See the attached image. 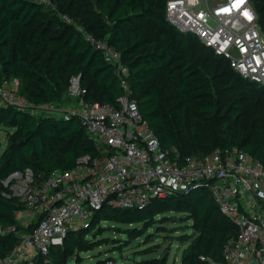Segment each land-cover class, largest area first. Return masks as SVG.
Here are the masks:
<instances>
[{
  "label": "trees",
  "instance_id": "obj_1",
  "mask_svg": "<svg viewBox=\"0 0 264 264\" xmlns=\"http://www.w3.org/2000/svg\"><path fill=\"white\" fill-rule=\"evenodd\" d=\"M167 1L0 0V82L18 80L20 95L41 107L60 104L71 79L78 77L88 102L119 107L127 94L123 80L77 29L81 26L121 53L131 96L164 148L176 146L183 156H204L217 148L237 147L264 165V88L236 72L195 34L171 25ZM251 2L264 32V0ZM0 126L12 130L0 155V181L31 169L40 185L56 170L75 168L81 157L95 160L101 155L75 117L0 105ZM3 190L0 226L22 228L16 213L24 206ZM170 221L192 223L191 234L166 238L188 243L180 264L224 263L226 246L238 235L210 190L202 187L154 200L141 210L105 206L86 227L69 231L62 246L38 255L34 264H71L73 258L74 264H106L114 258L85 260L80 254L111 243L99 238L108 231L125 234L128 243L154 228L158 234L167 232L164 223ZM16 244L17 236L0 238V256H9ZM168 253L142 264H167Z\"/></svg>",
  "mask_w": 264,
  "mask_h": 264
},
{
  "label": "built area",
  "instance_id": "obj_2",
  "mask_svg": "<svg viewBox=\"0 0 264 264\" xmlns=\"http://www.w3.org/2000/svg\"><path fill=\"white\" fill-rule=\"evenodd\" d=\"M166 17L180 32L195 34L236 72L264 88V32L251 0H168ZM63 20L74 24L68 16ZM77 29L115 68L127 94L119 99V107L88 102L87 90L73 77L71 95L76 104L40 108L20 95L18 80L0 82V105L75 117L101 152L95 160L81 157L71 170H56L40 185L31 169L5 180L6 185L15 183L11 189L18 190L24 209L16 213L22 228L0 226V238H18L12 253L0 256V264H34L38 255L62 246L69 231L86 227L105 206L141 210L154 200L202 187L210 190L221 213L238 228L220 264H264L263 163L237 147L217 148L204 156H183L176 146L164 148L131 96L129 69L121 53L81 26ZM106 264L120 263L110 259Z\"/></svg>",
  "mask_w": 264,
  "mask_h": 264
},
{
  "label": "rangeland",
  "instance_id": "obj_3",
  "mask_svg": "<svg viewBox=\"0 0 264 264\" xmlns=\"http://www.w3.org/2000/svg\"><path fill=\"white\" fill-rule=\"evenodd\" d=\"M209 1L214 2L215 0ZM71 85L72 79L69 84L68 92L64 96L63 101L60 104L52 106V108H68L77 103V100L71 95ZM40 108H37L35 110L36 114H47V111L45 112V110H41ZM9 132H12V130L0 126V142L2 143L0 155L8 145ZM13 184L15 183H12V181L9 182L8 185L5 184V181H0V188L2 187L4 189L3 193H8L12 195V197L18 199V190L11 189L13 188ZM170 216H174V214H171ZM176 216L179 217L180 215ZM103 224H105L106 227L110 226V224L107 223ZM191 224L192 223L190 221L166 222L164 223V227L168 230L167 232L158 234L156 233L154 228L149 230L143 237L132 239L128 243L124 241L127 239L125 234H120L117 231H108L99 238L107 237L109 238L111 243L99 245L94 251L81 253L80 256H82V258L85 257V260H90L91 258L102 255L103 258L112 257L116 259L120 264H142L144 260L160 258L162 254H164V252L168 251L169 253L166 254L167 264H180L183 250L186 248L188 243L181 244L177 239L172 241L171 239L166 238H169L168 236L177 238L184 234H191L192 229L189 228ZM115 229L116 228H112V230ZM148 235H153L154 237L147 238ZM158 246H160V248ZM73 259L71 261V264H74ZM15 264L19 263L16 262Z\"/></svg>",
  "mask_w": 264,
  "mask_h": 264
}]
</instances>
